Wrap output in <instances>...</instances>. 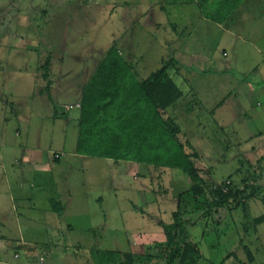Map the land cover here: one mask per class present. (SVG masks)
<instances>
[{
    "label": "rangeland",
    "instance_id": "obj_1",
    "mask_svg": "<svg viewBox=\"0 0 264 264\" xmlns=\"http://www.w3.org/2000/svg\"><path fill=\"white\" fill-rule=\"evenodd\" d=\"M157 1L165 0H0V101L21 107V123L13 126V133L22 132L21 140L25 117L30 115L31 122H26L30 145L53 151L51 158L64 155L56 177L61 187L71 190L66 220L74 225L67 232L46 226L50 206L43 200L32 202L29 213L16 205L18 210L0 217L5 226L3 230L0 225V239L11 242L0 250V264H28L25 250L14 243L22 238L37 243L28 250L37 264H108L109 253L133 254L136 264H167L166 237L159 225L171 222L176 196H191L189 178L163 173L143 181L125 162L77 152L99 149L88 135L78 147L81 110L76 105L82 104L84 87L113 48L142 79L171 59L189 65L181 73L188 84L178 82L183 91L194 90L189 106L197 113L177 118L181 126L188 121L189 136L184 135L183 142L194 146L186 145L188 154L200 156L194 164L213 190L230 187L252 197L246 210L231 205L208 221L203 209L186 203L184 220L198 248L196 264H264V224L253 226L264 215V0H248L235 11L234 37L228 43L220 31L205 35L199 10L172 9L173 20L188 28L184 51L175 49L176 44L164 48L160 42L164 35L152 34L143 24L148 12L142 6ZM203 12L213 15L211 8ZM212 39V46L218 42L231 46L228 58L205 47ZM211 53L213 61L204 60L203 55ZM48 61L50 79L45 81L39 69ZM204 68L210 72L203 74ZM146 187L144 194L152 201L163 194L169 200L160 217L143 208L141 191ZM36 195L44 192L35 190Z\"/></svg>",
    "mask_w": 264,
    "mask_h": 264
},
{
    "label": "trees",
    "instance_id": "obj_2",
    "mask_svg": "<svg viewBox=\"0 0 264 264\" xmlns=\"http://www.w3.org/2000/svg\"><path fill=\"white\" fill-rule=\"evenodd\" d=\"M203 11L211 8L209 18L222 22L232 16L248 0H197ZM162 68L146 79L139 78L132 65L122 52L111 49L99 65L91 80L83 89V102L80 119L79 146L88 141L97 146V152L83 153V156L107 159L115 162L137 163L153 167L151 175L160 172L179 170L192 183L191 196L187 193L176 196L177 210L172 213V220L161 222L166 244L164 258L167 264H196L198 248L190 240L188 224L184 220L186 203H192L196 209H203L205 220L211 219L218 211L231 205L247 208L251 196L230 187L213 190L196 168L194 161L200 160L198 154L190 155L183 142V135L178 123L173 118L164 119L163 113L177 106L183 97V91L175 76L181 67L175 60L163 63ZM51 61L39 70L43 79H50ZM187 145V146H186ZM190 147V146H189ZM79 149V148H78ZM161 174L157 177L160 178ZM162 191L161 193H163ZM160 194V193H159ZM158 195L161 212L166 210L168 198ZM58 214L63 210L54 206ZM264 224V215L253 221L258 228ZM249 259L252 255L245 249ZM108 264H136L133 254H108Z\"/></svg>",
    "mask_w": 264,
    "mask_h": 264
},
{
    "label": "crops",
    "instance_id": "obj_3",
    "mask_svg": "<svg viewBox=\"0 0 264 264\" xmlns=\"http://www.w3.org/2000/svg\"><path fill=\"white\" fill-rule=\"evenodd\" d=\"M142 8H147L148 12L146 17H143V24L150 28L152 34L158 33L159 35H164L163 39L160 40V42L163 47L167 49L170 47L174 48L175 44L177 45L175 49L179 51H184L188 48L187 41H184V36L187 33L188 28L184 27L183 24L178 23V21L173 20L172 9L174 8H179L180 12L184 13L188 10V8H195L199 10L201 14V20L207 28L205 34L206 36L209 35V33L207 32L218 33V31H220L224 40H226V43L231 42L230 38L234 37V34H232L231 32V23L235 19L233 18V15L222 22L214 21L213 19L203 15L204 12L202 11V8L200 7L197 0H165L163 3L157 1L156 3L144 4ZM225 24L228 25V28L225 27ZM212 41L213 42L208 41L210 43L205 47L208 50H210L211 47V49H213L218 54V56L221 57V55H223L224 57L228 58L227 56L228 54H230L229 52L231 51V46H224L220 42L216 43L215 46H212L211 43H214L215 39H212ZM199 45H201L202 48L204 47L203 44ZM203 56L204 60L207 59L208 61H213L211 57L214 56V54L211 53L206 58L205 54ZM225 62H228V59ZM187 66L189 65L183 62H181V65H179V67H181V71L175 76L178 85V80L183 82V84L185 85H187L189 82L188 80L183 79L181 75V73L189 69V67ZM225 71L228 72L229 67L228 69L225 68ZM201 72L203 74H206L210 72V70L204 68ZM146 78L144 77L143 79ZM183 94L184 95L177 106H175L172 110L163 113L164 119L173 118L178 123L177 118H180L182 114H184L185 117H191L194 114L196 115L197 112L194 111L191 106H189L191 105L189 98L191 97L192 100H195L196 94L194 90L189 89L188 87L186 92L183 91ZM28 106L30 107V109H32L33 103L30 104L29 101ZM78 106H81V102L76 105V107ZM20 109L21 107L18 108L16 107V105H13L12 108L2 100L0 101V217H2V215H5L12 209L16 211L18 210V208H22L26 213H29V211L32 210V202H42L43 200L50 206L48 211H46V217L48 220L47 223H45L46 226H49L52 229L54 228L55 230L59 229L61 232L73 231L74 225L66 220L70 208L69 201L72 200V193L69 186H66V188L61 187V182L56 177L59 171L58 168L61 167V161L64 155L62 153H58V158H51L49 153L53 151H48L46 149H42L41 147H34L30 145L28 139L29 130L28 127L26 128L27 123L31 122L30 115L29 117H25L27 123H24V139L21 140L22 132L20 130L13 133L14 124L21 123L18 119V112H20ZM78 109L81 110V108ZM210 112L214 114L212 111ZM164 114L166 117L164 116ZM58 115L59 114L56 113V116H54L53 118L57 119ZM3 117L5 118L4 128L3 124H1V120ZM187 122L188 121L184 123V126H181L178 123L183 136H189L187 133L189 127ZM202 127L203 126L200 124L199 128ZM193 147L194 146L191 144L190 148ZM186 152H189L187 148ZM126 164L128 167L134 169L137 176L143 178V181L149 180V177L151 179L152 169H155L144 164ZM178 171L179 170H174L172 172H160L157 177L160 174L163 175V173H165L164 175H167L166 173L184 175L181 171ZM145 189V191H141V196L144 197L143 199L146 202L143 208L151 209V211H153V214L149 213V215L155 218L160 217L162 213L161 211L164 208H161L157 199L152 201L151 197L149 198L147 195H145L144 193L149 190L147 187ZM35 190L44 192V195L34 196ZM55 204H57L58 207L63 210L62 214H58L54 210ZM16 205H19V207L17 208ZM141 212L145 214V211H143V209L141 210ZM27 217L31 222L35 223V221L32 220L30 216L27 215ZM0 225L4 230V224L0 223ZM10 243L11 242H6L4 238H1L0 250L8 248ZM14 243H16L18 248L25 250L28 264H37L34 259L35 257L32 256L33 254L28 251L29 248L36 247L37 243H35L34 241L28 242L23 238L19 242L15 241ZM44 263L45 261L43 263L39 261L38 264Z\"/></svg>",
    "mask_w": 264,
    "mask_h": 264
}]
</instances>
